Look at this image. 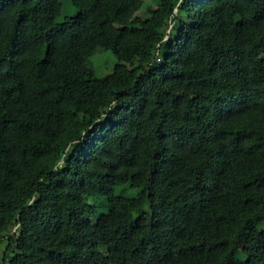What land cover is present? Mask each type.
I'll return each instance as SVG.
<instances>
[{
	"label": "trees",
	"instance_id": "16d2710c",
	"mask_svg": "<svg viewBox=\"0 0 264 264\" xmlns=\"http://www.w3.org/2000/svg\"><path fill=\"white\" fill-rule=\"evenodd\" d=\"M63 1L0 0V264H264V0Z\"/></svg>",
	"mask_w": 264,
	"mask_h": 264
},
{
	"label": "rangeland",
	"instance_id": "374dc122",
	"mask_svg": "<svg viewBox=\"0 0 264 264\" xmlns=\"http://www.w3.org/2000/svg\"><path fill=\"white\" fill-rule=\"evenodd\" d=\"M150 0H144V6L148 5ZM76 12V9L67 1H63L62 9L60 15L57 17V21H61L64 16L73 15ZM88 61L93 68L94 74L96 77H103L109 73H111L114 65L117 63L116 57L112 54L110 50H98L95 51L92 55L89 56ZM137 189L128 187V186H120L114 190V195L116 196H127L133 197L137 194ZM109 202H106V205ZM105 205V206H106ZM97 208L96 216L99 213H103L107 211V207Z\"/></svg>",
	"mask_w": 264,
	"mask_h": 264
}]
</instances>
